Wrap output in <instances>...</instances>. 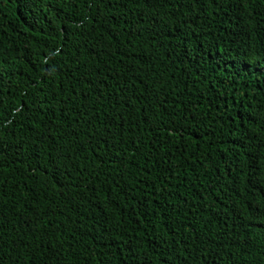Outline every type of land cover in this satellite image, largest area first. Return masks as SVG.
I'll use <instances>...</instances> for the list:
<instances>
[{"label": "trees", "instance_id": "1", "mask_svg": "<svg viewBox=\"0 0 264 264\" xmlns=\"http://www.w3.org/2000/svg\"><path fill=\"white\" fill-rule=\"evenodd\" d=\"M0 264H264V0H0Z\"/></svg>", "mask_w": 264, "mask_h": 264}]
</instances>
